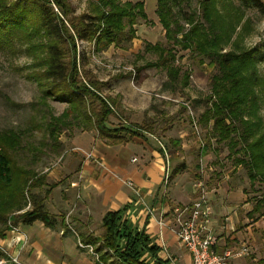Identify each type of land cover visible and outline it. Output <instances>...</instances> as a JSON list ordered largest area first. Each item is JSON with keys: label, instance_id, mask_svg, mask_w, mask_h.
Segmentation results:
<instances>
[{"label": "rangeland", "instance_id": "obj_1", "mask_svg": "<svg viewBox=\"0 0 264 264\" xmlns=\"http://www.w3.org/2000/svg\"><path fill=\"white\" fill-rule=\"evenodd\" d=\"M68 1L74 8V15L80 16L94 14L92 3L98 0ZM118 1L122 4L142 2L147 18L137 14L136 23L132 26L134 36L128 38L131 35L128 24V35L124 40L102 51L97 50L95 39L77 40L81 79L94 81L102 96L115 101V114L110 116L108 122L110 128L129 127L144 131V134L153 133L172 150L185 146L188 150L186 158L177 161L178 165L185 163L193 169V179L203 181L207 197L209 190L218 187L241 194L230 204L233 222L225 219L229 215L224 216L221 222V225L230 224L233 228H225L219 234L220 249L247 248V254L232 259L229 264H264V213L249 215L255 203L264 196V183L252 182L245 165L237 162L242 154L235 153V150L241 147L240 144L235 150L232 149L228 141H220L213 136V120L208 124L201 120V115L215 100L213 77L220 70L212 63L211 56L199 51L196 46L184 48L174 38L167 36V30L157 14L158 0ZM178 1L174 9L176 12L182 9L183 15L175 17L185 30L190 26L184 14L196 12L198 21L204 24L207 33L211 34V28L219 35L222 33L223 52L257 49L256 61L248 65L249 73L258 79V84L252 86L258 101L251 117L253 122L260 124L259 131H264V16L253 8L241 6L237 0H233L234 4L241 10H236L227 0H215L210 18L219 27L212 26L202 17L203 0ZM172 27L176 29L174 24ZM178 38H182V33ZM39 40L35 39V42ZM147 42L159 44L174 58L171 54H165L167 63L160 58V52L146 49ZM16 47V50L0 51V132L15 130L24 133L22 147L16 152L17 162L21 165L38 174L48 167L56 170L57 178L71 179L74 173L62 169V166L69 164L66 162L69 159L67 155L75 152L71 139L84 129V123L74 118L76 113H73L64 119L67 123H59L58 131L51 135L48 124L54 122L53 117L62 116L71 109V105L56 95L46 94L50 85L40 76L45 67L37 65V59L26 45L17 42ZM168 65L179 69L175 77L169 73ZM121 89H139L138 98L143 108L136 111L137 108L132 107L125 109L128 114L124 113L120 107ZM127 100L133 103L131 92ZM180 135L183 137L176 146L172 139H180ZM233 135L236 137V133ZM74 236L82 249L79 241L83 240ZM95 253L94 256L99 259V254Z\"/></svg>", "mask_w": 264, "mask_h": 264}, {"label": "trees", "instance_id": "obj_2", "mask_svg": "<svg viewBox=\"0 0 264 264\" xmlns=\"http://www.w3.org/2000/svg\"><path fill=\"white\" fill-rule=\"evenodd\" d=\"M227 1L236 10H241L233 0ZM237 1L241 6L253 8L264 16V0ZM178 2L158 0L157 14L167 30V36L174 38L184 48L196 46L199 51L211 56L212 63L220 70L213 77L215 100L201 115V120L205 124L213 120V136L220 141H228L232 149L235 150L240 144L241 147L235 150V153L242 154L237 162L245 165L252 182L264 183V131H259L260 124L253 122L251 117L258 101L252 86L258 84V79L249 73L248 67L256 61L257 49L223 52L222 33L219 35L214 28H211V34L207 33V28L198 21L196 12L184 14L190 26L185 30L175 17L183 15L182 9L178 12L174 9ZM214 2L202 1V17L212 26H218L210 18ZM92 5L94 14L75 16L68 0H0V51L16 50L17 42L26 45L37 59V65L45 67L40 76L50 85L46 94L56 95L58 99L70 103L71 109L62 116L53 117L54 122L48 124L51 135L58 131L59 123L66 124L64 119L76 113L74 118L82 120L84 129H96L100 137L111 143L128 142L134 136H144V131L109 127L110 116L115 114V101L102 96L94 81L81 79L77 40L95 39L97 50H105L124 40L128 35V24L131 26L128 38L131 39L135 33L132 26L136 23L137 14L143 18H147V15L142 2L122 4L118 0H98ZM180 33L182 38H178ZM35 39L40 40L35 42ZM146 49L160 52L162 59L165 54H171L159 44L147 42ZM171 56L174 58V55ZM164 60L167 62L166 57ZM168 70L172 77L179 73V69L171 65H168ZM186 75L188 79V73ZM23 134L15 130L0 132L1 236L20 222L32 224L40 220L52 228L57 223V218L45 208L46 197L32 192L47 185L46 176L17 162L16 152L22 147ZM172 142L179 146L181 140L172 139ZM184 168L186 164L181 163L172 176ZM55 185H47L46 196ZM254 213H264V196L255 203L249 215ZM102 226L104 233L101 237L88 235L82 236V240L95 247L94 251L99 254L103 264H170L168 259L159 256L161 247L153 243L145 229L138 230L130 225L123 218L122 210L108 211L103 217Z\"/></svg>", "mask_w": 264, "mask_h": 264}, {"label": "crops", "instance_id": "obj_3", "mask_svg": "<svg viewBox=\"0 0 264 264\" xmlns=\"http://www.w3.org/2000/svg\"><path fill=\"white\" fill-rule=\"evenodd\" d=\"M121 90L120 107L124 113L128 114L126 110L132 107L136 111L143 108L139 89ZM130 92L134 96L132 104L127 100ZM180 136L181 140L183 135ZM71 142L75 152L67 155L69 164H64L62 169H69L73 177L59 179L56 170L45 167L40 174L46 175L47 183L56 185L48 196L46 185L32 191L46 197V210L57 218L55 227H48L40 220L18 223L0 235V259L12 256L19 261L8 264H103L88 248L78 247L74 234L79 240L88 235L101 237L105 214L122 210L130 225L145 229L153 243L161 247V258L166 259L168 252L178 264H191L190 253L179 244L176 235L169 227L159 224L160 220L171 222L173 210L192 203L199 194V180L193 179L190 166L172 176L178 162L186 158V147L168 149L159 137L148 132L128 142L111 143L99 137L97 131L86 129L76 133ZM83 152L93 153L97 160L88 159ZM130 181L133 186L129 185ZM240 196L221 187L209 190L211 227L216 234L233 228L221 222L226 215L229 216L225 219L232 221L230 204Z\"/></svg>", "mask_w": 264, "mask_h": 264}, {"label": "built area", "instance_id": "obj_4", "mask_svg": "<svg viewBox=\"0 0 264 264\" xmlns=\"http://www.w3.org/2000/svg\"><path fill=\"white\" fill-rule=\"evenodd\" d=\"M88 159H95L93 153H86ZM129 185L133 186L130 181ZM200 191L199 196L190 204L177 206L173 210L171 222L160 220L159 224L169 227L176 235L179 244L191 255V264H229L234 258L247 254V248L238 250L226 248L219 251V235L212 229V210L206 195L203 181L197 183ZM150 214H153L150 210ZM82 248H88L91 253L96 254L93 246L79 241ZM166 259L170 264H178L175 258L167 252ZM9 262L19 263L16 257L8 256L0 259V264Z\"/></svg>", "mask_w": 264, "mask_h": 264}]
</instances>
